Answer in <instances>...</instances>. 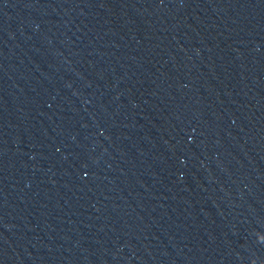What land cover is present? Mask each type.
Returning a JSON list of instances; mask_svg holds the SVG:
<instances>
[{"label": "water", "instance_id": "95a60500", "mask_svg": "<svg viewBox=\"0 0 264 264\" xmlns=\"http://www.w3.org/2000/svg\"><path fill=\"white\" fill-rule=\"evenodd\" d=\"M130 45L264 175V0H95Z\"/></svg>", "mask_w": 264, "mask_h": 264}]
</instances>
